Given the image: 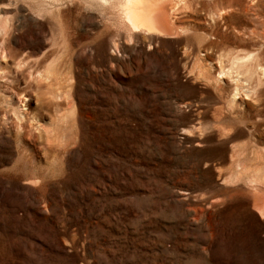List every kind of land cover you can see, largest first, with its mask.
Returning a JSON list of instances; mask_svg holds the SVG:
<instances>
[{"label": "rangeland", "instance_id": "1", "mask_svg": "<svg viewBox=\"0 0 264 264\" xmlns=\"http://www.w3.org/2000/svg\"><path fill=\"white\" fill-rule=\"evenodd\" d=\"M161 1L0 0V264H264V0Z\"/></svg>", "mask_w": 264, "mask_h": 264}, {"label": "bare ground", "instance_id": "2", "mask_svg": "<svg viewBox=\"0 0 264 264\" xmlns=\"http://www.w3.org/2000/svg\"><path fill=\"white\" fill-rule=\"evenodd\" d=\"M166 2L167 1L161 0H123V17L130 29L134 32L143 31L146 34H155L158 36L175 34L177 28L173 23L174 20L170 17L172 10L171 7H167ZM254 7L255 5L249 3L244 9L247 11L249 9H255ZM223 13H225V11ZM226 15H228V13H226ZM220 73H223V70H221ZM262 199L263 198L259 199V201H262ZM256 204L254 205L255 208H257L256 210H258L259 213L263 212L262 205Z\"/></svg>", "mask_w": 264, "mask_h": 264}]
</instances>
